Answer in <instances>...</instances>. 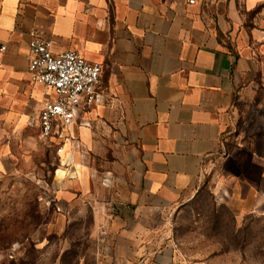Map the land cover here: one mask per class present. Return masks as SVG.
I'll use <instances>...</instances> for the list:
<instances>
[{
	"label": "crops",
	"instance_id": "0c3cea01",
	"mask_svg": "<svg viewBox=\"0 0 264 264\" xmlns=\"http://www.w3.org/2000/svg\"><path fill=\"white\" fill-rule=\"evenodd\" d=\"M34 36L102 65L61 152L40 131L54 94L31 80ZM30 168L55 225L90 217L95 264H199L173 214L208 182L264 215V0H0V177Z\"/></svg>",
	"mask_w": 264,
	"mask_h": 264
},
{
	"label": "rangeland",
	"instance_id": "374dc122",
	"mask_svg": "<svg viewBox=\"0 0 264 264\" xmlns=\"http://www.w3.org/2000/svg\"><path fill=\"white\" fill-rule=\"evenodd\" d=\"M34 172L0 177V264H95L90 217L55 225L53 192L42 198L48 182ZM173 231L187 259L199 264H264V215H235L216 199L211 182L175 211Z\"/></svg>",
	"mask_w": 264,
	"mask_h": 264
},
{
	"label": "built area",
	"instance_id": "2783aa9c",
	"mask_svg": "<svg viewBox=\"0 0 264 264\" xmlns=\"http://www.w3.org/2000/svg\"><path fill=\"white\" fill-rule=\"evenodd\" d=\"M195 4L197 0H187ZM29 74L31 80L52 92L54 97L45 100L39 115V126L44 139L59 145L56 128L68 126L75 118L76 110H86L96 99L97 85L102 65L91 61L75 50L55 53L53 41L34 36L29 43ZM42 198L49 190L45 189Z\"/></svg>",
	"mask_w": 264,
	"mask_h": 264
}]
</instances>
